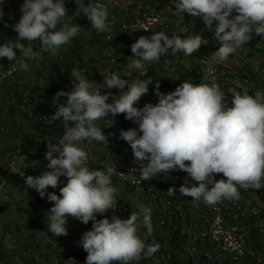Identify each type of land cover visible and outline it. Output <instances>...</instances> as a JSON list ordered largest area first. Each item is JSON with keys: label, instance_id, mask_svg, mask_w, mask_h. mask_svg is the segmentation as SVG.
<instances>
[{"label": "clouds", "instance_id": "1", "mask_svg": "<svg viewBox=\"0 0 264 264\" xmlns=\"http://www.w3.org/2000/svg\"><path fill=\"white\" fill-rule=\"evenodd\" d=\"M3 3L4 0H0V22L12 27L17 35L16 40L0 44V59L16 60L18 50L24 57L18 62L19 70L28 71V61L38 57L33 41L39 39L40 48L55 55L81 30L73 16L68 15L65 0H23L22 15L12 25L3 19ZM75 4L74 16H86L98 32L107 30L105 3L75 0ZM167 9L199 17L207 29L214 28L212 39L219 47L211 56L217 63L226 61L250 42L253 34L264 38V0H170ZM22 40L28 43H21ZM208 42L198 33L188 37H169L164 32L142 35L130 45L134 58L128 68L142 70L145 62L158 61L169 50L192 55ZM70 77L74 81L71 90H60L52 98L56 111L49 122L62 121L63 139L59 144L48 140L44 153L48 161L46 170L36 176L27 175L25 185L41 198L47 195V199L54 202L48 217V230L53 236L67 235L69 217L84 224L92 221L91 229L83 232L79 241L87 252L85 264H131L142 255L156 253L160 247L155 243L146 245L137 234L141 215L148 231H152L151 209L146 206L141 205L140 213H131L127 219L117 215L97 219V214L104 216L117 206L118 189L112 181L114 169L111 165L103 170L90 169L85 163L89 154L79 142L108 143V136L96 122L109 114L113 117L124 114L125 119L138 125L121 130L119 138L130 145L141 181L165 172L184 171L191 183L186 178L179 193L192 197L194 203L203 200L208 205L222 199L239 200V188H264V90L249 94L247 89L230 88L229 106L226 93L215 78L211 84L182 81L167 93L160 91L157 80L153 91L158 102L137 107L135 105L153 84L151 78L130 82L116 72L103 75V89L122 90L117 96L102 93L100 84L90 81L75 67ZM110 97L112 102H108ZM18 172L25 176L23 171ZM221 173L226 179H215V175ZM61 177H66L67 182L59 188L60 194L48 192L49 187H58ZM176 191L169 187L167 192L174 196Z\"/></svg>", "mask_w": 264, "mask_h": 264}, {"label": "crops", "instance_id": "2", "mask_svg": "<svg viewBox=\"0 0 264 264\" xmlns=\"http://www.w3.org/2000/svg\"><path fill=\"white\" fill-rule=\"evenodd\" d=\"M4 0L3 12L4 21L9 25L15 24L19 21L22 13L20 6L23 0ZM116 14L119 23L131 21L136 17L134 9L125 6L127 1H132L134 4H145L150 10H161L169 0H116ZM65 6L68 9V15L77 19L78 24L82 27V31L72 38V40L63 45L55 55L43 51L39 43L35 46V51L38 57L34 60V65L25 72L20 73L15 79L7 81L5 84L6 92L11 91L15 87H21L30 96L36 105L35 117L28 119L21 111L20 107L14 105L10 109H5L4 103L0 102V261L3 264H29L22 256V249L27 246H33L42 256L44 264H82L79 256L75 254V250L79 247V241L82 233L91 229L92 224L89 222L84 224L79 220L69 217L67 223V235L53 236L48 230L49 225V211L54 202L47 199V195L41 198L40 195L29 186L19 189L17 182L23 177L19 174L17 168L9 170L8 163L11 158L7 156V151L16 147H22L28 150L29 155L34 157H41L44 149L48 144V140L52 142L57 137L55 133V125L61 122L63 131H65L61 120H55L49 123L52 115L55 113V106L52 104L53 96L60 90L69 91L67 87H62L54 91L49 82L53 78L54 70L65 71L72 67V58L76 61L83 60L85 66L88 68V78L90 81L100 84L103 92H111L119 95L120 91L116 88H104L105 72L111 69V72H116L124 79L132 80H147L151 78L160 80L164 73L161 57L158 61L145 62V67L142 70H129L128 64L134 58L131 52L130 45L136 40L128 35L120 33L117 23L109 24L107 30L103 33L111 34L112 39L106 41L102 39L91 27L87 17L74 16L75 9L69 4V0H65ZM173 11L175 7L173 6ZM174 20L180 23V26L172 30V35H180L181 37H188L194 33L201 34L208 39V44L202 45L192 55H185L183 53V63L176 77L179 80L188 79V70L194 67L200 57H207L210 65H218L224 67L230 72H239L242 69V63L234 60L231 55L226 61L217 63L213 54L214 48L213 33L214 28L209 30L205 27L203 21L199 17H192L190 14L172 12ZM140 35L139 32H137ZM17 33L12 27H5L3 22H0V37L7 43L9 39L16 40ZM249 53L248 74L251 83L257 90H264V41H256V35L253 34V39L244 44ZM114 58V61L111 59ZM77 68L76 66H74ZM73 67V68H74ZM78 69V68H77ZM130 73V75H129ZM66 74V72H65ZM71 75V74H70ZM70 77V76H69ZM218 83V81L216 80ZM150 87V85H149ZM127 86L124 90H126ZM223 90V89H222ZM242 91L241 88L236 89ZM226 98L231 100L232 94L228 90H224ZM148 94L142 96V99L148 98ZM66 100V97H62ZM112 99L110 97L109 102ZM157 103V101H148L147 103ZM145 102L139 104L141 107ZM41 114H47L48 119L44 122L38 120ZM97 126L102 128V131L108 136V143L95 141V145H88L85 151L89 154V159L85 161L91 168H102L98 161L100 159H118L124 160L132 156L133 152L130 145L119 138L121 130H128L129 128L138 127L133 121L125 119L124 114H117L113 117L111 114L107 118L98 120ZM112 135H109V134ZM25 161V157H18L14 160L16 165H21ZM48 161L45 160V166ZM45 166L42 170L31 173L30 175H39L46 170ZM9 171L8 178H3L5 170ZM113 185L118 189L116 193L117 206L115 209H109L104 217L111 218L113 215L119 216L121 219H127L131 213L130 211L121 213V207L129 203H138L141 205H150L156 208L160 213H163V206L159 199H154L150 194H135L128 186H118L115 183V177L112 174ZM67 182L66 177H61L59 185L56 189L48 188V192H55L60 194L59 188L63 187ZM167 184L156 181L154 190L159 197L169 195ZM261 189L251 188L247 194L246 199L241 203V208L246 212L248 224H251L253 215L251 209L258 207L261 209L262 215L260 221L264 219V198L260 195ZM170 196V195H169ZM175 198L185 205L192 198L190 196H183L177 190ZM99 215V214H97ZM196 213L188 210L187 222L195 220ZM228 223L231 220L227 219ZM152 231L142 222L137 227V234L147 244H154L158 240L164 238L165 229L159 227L155 217H150ZM251 227V225H250ZM250 245L256 247V236L251 228ZM40 239L46 240L45 245L39 243ZM17 240V241H14ZM156 241V242H155ZM132 264V262H131ZM158 264H193L187 261L184 255H176L171 261H161ZM201 264V263H199ZM240 264H252L251 258L243 260Z\"/></svg>", "mask_w": 264, "mask_h": 264}, {"label": "built area", "instance_id": "3", "mask_svg": "<svg viewBox=\"0 0 264 264\" xmlns=\"http://www.w3.org/2000/svg\"><path fill=\"white\" fill-rule=\"evenodd\" d=\"M19 0H16V4H19ZM101 3H105L108 8V22L109 24H118L120 33L130 36L132 39H138L140 36H151V34L157 32H164L169 37L172 35V30L180 26V23L173 19L172 12L167 9L170 6L169 2L161 10H150L145 4H134L132 1H127L125 6L130 9H134L136 17L131 21L119 23L117 21L116 14V0H99ZM72 4V8L76 10L77 5L75 0H69ZM173 8V6H172ZM81 17H84L81 15ZM74 22L78 24L75 17ZM68 22H71L70 18L66 17ZM79 25V24H78ZM81 27V26H80ZM84 29L81 30L82 31ZM80 31L78 33H80ZM96 33L104 40L109 41L112 39L111 34L98 32ZM140 33V35L137 34ZM39 39L32 42L33 48L36 43H39ZM5 43L3 38L0 37V44ZM21 43L27 44L26 40H22ZM219 45L214 41V48L218 50ZM249 53L245 45H242L237 51L231 54L234 60H238L242 63V69L239 72H230L224 67L218 65H210V61L207 57H200L194 67H191L188 72V79L183 81H192L193 83H212L213 78L218 81L221 89L229 90L230 88L242 90L247 89L249 94H254L256 88L253 87L249 74ZM77 59V57H75ZM24 59V57L17 50V59L8 61L7 58L0 59V102L4 103L5 109H10L14 104L19 106L20 109H24L28 118H34L36 114V105L34 101L30 99V96L21 87H15L11 91L6 92L5 84L7 81L15 79L20 73L25 72L19 70L18 62ZM114 61V58L111 59ZM161 61L164 68V73L160 83V91L167 93L175 90V88L182 83L179 80L177 74L183 63V52L173 53L169 50L167 53L161 55ZM29 69L34 65V60H29ZM28 69V70H29ZM82 74L87 75L86 67H81ZM111 69L105 72V75L110 74ZM71 78V77H70ZM150 85L148 98L143 99V103L148 101H157L158 98L154 94L155 82ZM57 82V79L55 80ZM239 86H238V84ZM70 83L73 85L72 78ZM98 84V83H97ZM100 87V85H99ZM18 88L22 92L20 99L17 97ZM61 89V88H60ZM102 90V89H101ZM120 91V89H117ZM103 93V91H102ZM229 100V106H231ZM109 102V101H108ZM112 102V101H111ZM137 103L135 106L141 107ZM38 120L44 122L47 120V115L41 114ZM98 123V121L96 122ZM55 133L57 137L53 143L59 144L63 139V128L61 122H57L55 125ZM84 148L88 145H95V140H84L79 142ZM44 150L41 157H34L29 155L30 152H22L20 149H13L7 151V156L11 158L8 163L9 170L17 168L19 171H23L25 176L22 180L17 182L19 189L25 188V177L31 173L42 170L45 166ZM18 157H25V161L21 165H16L14 160ZM39 162L34 164V162ZM143 163H147L144 161ZM188 163V162H186ZM98 164L102 168H106L111 165L114 169L113 175L115 177V183L118 186H128L135 194H150L154 199H159V202L163 206V213L150 205H143L151 209V217H155L159 227L165 229L164 238L158 240L155 244H159V250L152 255H142L139 260L132 261V264H158L163 261H171L176 255H184L188 262L193 264H240L243 260L251 258L252 264H264V219L260 221L262 215L261 209L253 207L251 214L253 220L251 224L246 221L247 214L241 208V203L246 199L249 188H239L240 199L239 200H227L222 199L215 205H208L203 200L199 202H193L191 198L187 205L177 200L175 196L165 195L159 197L154 190V184L156 181H161L168 186H172L177 190L185 183L187 178L191 183V179L184 171H170L159 174L150 180L141 181L139 165L134 160L133 154L129 158L124 160L112 159H100ZM137 168V169H135ZM135 169V170H133ZM3 178H8L9 171L6 169ZM223 174H216L215 179H221ZM260 195L264 198V188L260 191ZM141 204L129 203L121 207L120 212L126 213L130 211H136L140 213ZM196 213L195 220L187 222L188 210ZM104 216L97 215V219H102ZM109 218V217H108ZM231 220L228 223L227 219ZM143 222L141 219L138 221V225ZM92 224V221H89ZM251 225V227H250ZM253 227V231L256 236V247L250 245V236ZM17 241V240H14ZM41 245L46 244V240L40 239ZM148 244V243H147ZM146 244V245H147ZM22 256L29 264H44L42 256L31 245H27L22 249ZM75 254L79 256L82 264H85L87 252L79 247L75 250ZM0 264H3L0 261Z\"/></svg>", "mask_w": 264, "mask_h": 264}, {"label": "trees", "instance_id": "4", "mask_svg": "<svg viewBox=\"0 0 264 264\" xmlns=\"http://www.w3.org/2000/svg\"><path fill=\"white\" fill-rule=\"evenodd\" d=\"M71 6H72V4L71 3H69ZM74 8V7H73ZM256 41H261V42H263L264 41V38H262V37H260V36H256ZM40 43V42H39ZM39 45V44H38ZM37 44H35V46H38ZM35 48L36 47H34L33 49L35 50ZM33 60H35V59H33ZM85 62L83 61V60H81V61H76V59H74V57L72 58V67L70 68V69H68V70H65V71H56V70H54V74H53V78H52V80L49 82V84L51 85V87H52V89H54V91L55 90H57L58 88L60 89V88H62V87H67V89H69V91L71 90V87L73 86L71 83H70V74H71V70L73 69V67L74 66H76L77 68H78V70H80V68L81 67H86L85 66V64H84ZM86 69H87V72H88V68L86 67ZM65 72H66V74H65ZM57 79V82H55V80ZM149 89H150V87H149ZM23 92V91H22ZM22 92H21V90L18 88V93H17V97H18V99H20V97L22 96ZM141 102H143V99L141 98L140 100H139V102L138 103H140L141 104ZM15 105V104H14ZM13 105V106H14ZM12 107V106H11ZM55 110H56V107H55ZM21 111L24 113V115L28 118V116H27V113L24 111V109H21ZM36 113H38V110L36 111ZM36 115V114H35ZM45 115H47V114H45ZM28 119H32V118H28ZM47 119H48V115H47ZM54 141V140H53ZM52 141V142H53ZM13 149H20V150H22V152H27L28 150H26V149H23L22 147H16V148H13ZM12 149V150H13ZM47 149V145H46V147H45V149L44 150H46ZM9 150H11V149H9Z\"/></svg>", "mask_w": 264, "mask_h": 264}, {"label": "rangeland", "instance_id": "5", "mask_svg": "<svg viewBox=\"0 0 264 264\" xmlns=\"http://www.w3.org/2000/svg\"><path fill=\"white\" fill-rule=\"evenodd\" d=\"M30 175V174H29Z\"/></svg>", "mask_w": 264, "mask_h": 264}]
</instances>
